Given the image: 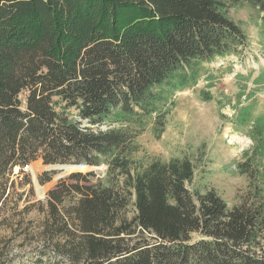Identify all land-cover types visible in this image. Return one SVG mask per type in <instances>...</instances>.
I'll list each match as a JSON object with an SVG mask.
<instances>
[{
    "label": "trees",
    "instance_id": "1",
    "mask_svg": "<svg viewBox=\"0 0 264 264\" xmlns=\"http://www.w3.org/2000/svg\"><path fill=\"white\" fill-rule=\"evenodd\" d=\"M240 3L262 13L264 30V0H0V214L18 209L14 177L38 159L107 165L96 180L93 170L62 177L38 202L36 263L264 264V112L255 101L224 117L253 141L236 165L249 178L239 204L192 190L188 156L134 157L149 125L156 136L165 130L176 92L248 45L229 15Z\"/></svg>",
    "mask_w": 264,
    "mask_h": 264
},
{
    "label": "rangeland",
    "instance_id": "2",
    "mask_svg": "<svg viewBox=\"0 0 264 264\" xmlns=\"http://www.w3.org/2000/svg\"><path fill=\"white\" fill-rule=\"evenodd\" d=\"M229 15L248 34V45L212 61L196 86L176 92L166 107L165 130L156 136L152 124L149 125L137 138L139 149L134 157L145 163L153 158L168 161L173 157H190L196 174L188 186L198 192L215 189L230 207L241 203L248 192L249 178L236 170V165L244 161V152L253 141L245 133L235 131L224 117L233 115L237 102L242 105L255 101L257 113L264 112V30L262 13L249 3L230 6ZM202 90L214 98L205 100ZM50 165L38 159L27 169L24 167L26 174L14 177V190L23 193V197L19 198L16 211L0 214V263L38 264L34 250L44 244L41 231L46 208L41 209L38 202L45 201L49 189L61 179L57 171L49 169ZM70 166L74 168H67L69 172L93 170L97 174L94 180L104 177L107 169L106 164ZM47 171L53 172V178L42 184L39 176ZM18 172L16 167L13 174ZM45 259L41 264H56Z\"/></svg>",
    "mask_w": 264,
    "mask_h": 264
},
{
    "label": "water",
    "instance_id": "3",
    "mask_svg": "<svg viewBox=\"0 0 264 264\" xmlns=\"http://www.w3.org/2000/svg\"><path fill=\"white\" fill-rule=\"evenodd\" d=\"M72 164H74V163H57V164H51L49 166V169H52V170L57 171V177L58 178H62L64 176H66V175H69L72 172H77V171H70V172L68 171L67 166L68 165H72ZM85 164L86 163H84V162H79V163H77L75 165H85Z\"/></svg>",
    "mask_w": 264,
    "mask_h": 264
},
{
    "label": "bare ground",
    "instance_id": "4",
    "mask_svg": "<svg viewBox=\"0 0 264 264\" xmlns=\"http://www.w3.org/2000/svg\"><path fill=\"white\" fill-rule=\"evenodd\" d=\"M80 166H81V167H82V166H85V167H86L87 165L85 164V165H80ZM38 188H39V190H40V186H38Z\"/></svg>",
    "mask_w": 264,
    "mask_h": 264
},
{
    "label": "built area",
    "instance_id": "5",
    "mask_svg": "<svg viewBox=\"0 0 264 264\" xmlns=\"http://www.w3.org/2000/svg\"><path fill=\"white\" fill-rule=\"evenodd\" d=\"M28 168V165L27 166H25V169H27Z\"/></svg>",
    "mask_w": 264,
    "mask_h": 264
}]
</instances>
